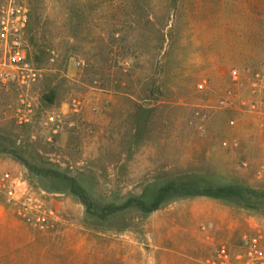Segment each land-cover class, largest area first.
Returning a JSON list of instances; mask_svg holds the SVG:
<instances>
[{"label": "rangeland", "instance_id": "rangeland-1", "mask_svg": "<svg viewBox=\"0 0 264 264\" xmlns=\"http://www.w3.org/2000/svg\"><path fill=\"white\" fill-rule=\"evenodd\" d=\"M0 264H264V0H0Z\"/></svg>", "mask_w": 264, "mask_h": 264}]
</instances>
